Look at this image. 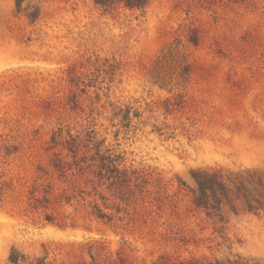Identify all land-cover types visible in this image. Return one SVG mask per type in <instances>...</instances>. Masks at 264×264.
<instances>
[{
    "label": "rangeland",
    "instance_id": "374dc122",
    "mask_svg": "<svg viewBox=\"0 0 264 264\" xmlns=\"http://www.w3.org/2000/svg\"><path fill=\"white\" fill-rule=\"evenodd\" d=\"M59 129L80 135L73 156ZM102 139L129 180L83 162ZM199 168L221 170L220 205H195ZM33 186L51 187L46 207L31 210ZM93 239L139 262L264 264V0H0V264Z\"/></svg>",
    "mask_w": 264,
    "mask_h": 264
},
{
    "label": "trees",
    "instance_id": "16d2710c",
    "mask_svg": "<svg viewBox=\"0 0 264 264\" xmlns=\"http://www.w3.org/2000/svg\"><path fill=\"white\" fill-rule=\"evenodd\" d=\"M96 4L110 7L114 5H123L124 7L134 9L145 7L148 0H94ZM33 16V15H32ZM31 19L34 18L30 17ZM130 110L131 106L124 104V106L117 105V110L114 111L112 119H119V123L122 127L127 128L130 124ZM160 131V128H157ZM117 133V132H116ZM62 131H54L52 134V146H62L63 149L67 150V155L73 156L74 153L79 149L80 145V135L76 134L73 136L68 133L69 139H65V143L61 140ZM91 140V139H87ZM104 139L100 141H93L92 148L94 149V154L90 159L83 158V162L86 163L88 168L96 166L93 170L99 179H108L111 182H125L129 180V172L126 168L120 169L119 165L123 162V157L121 153H115L112 149L107 146L104 152L101 151V145ZM74 165L78 168L82 167V164L75 160ZM52 166L61 170L63 168L72 170V164L70 162L61 161L60 163H53ZM132 173L136 174V178H140L142 182H147L151 176L147 169H133L130 170ZM193 180L195 182V187L190 190L193 193V199L195 205L200 208H209L212 203L211 199L214 201L216 206L222 203V200L218 193L223 196H227V186L224 181L223 174L221 170H209V169H196L192 173ZM51 187L44 189L41 197L37 196L38 191L37 186H33L30 190L33 201L30 202L31 210H37L40 207H46L50 199ZM227 198V197H226ZM100 210L96 211L99 218H103L105 215L99 213ZM110 220V219H109ZM62 228H65V224H59ZM40 254H30L25 253L23 250L12 246L10 253L8 255L9 264H65L64 260L58 261L57 254L64 252L68 257H72L75 260L72 264H224L220 261L215 262H201L195 260H179L174 261L165 258H156L146 261L142 259L140 262L137 257L133 255L134 249H130V253L127 251L125 242H122L114 250L111 249L109 243L105 240L93 239L84 241H68V242H58L55 248L52 249L47 243H41ZM56 250L58 252H56ZM131 256V257H130ZM132 258V259H131ZM229 264H246L243 262H230Z\"/></svg>",
    "mask_w": 264,
    "mask_h": 264
}]
</instances>
